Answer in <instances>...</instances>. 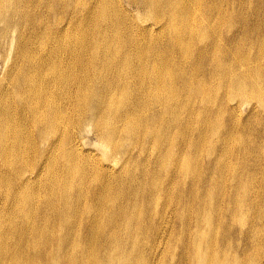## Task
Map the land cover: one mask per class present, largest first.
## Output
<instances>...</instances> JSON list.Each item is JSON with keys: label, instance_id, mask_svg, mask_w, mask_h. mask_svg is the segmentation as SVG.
Masks as SVG:
<instances>
[{"label": "bare ground", "instance_id": "6f19581e", "mask_svg": "<svg viewBox=\"0 0 264 264\" xmlns=\"http://www.w3.org/2000/svg\"><path fill=\"white\" fill-rule=\"evenodd\" d=\"M248 1L0 0V59L7 65L3 77L11 80L9 92L3 90L0 94V157L8 159L10 153L22 157L20 147L27 140L35 145L37 139L36 145L43 144L45 149L41 152L32 147L36 160L11 169L16 188L19 190L34 177L35 171L53 167L47 165L46 155L56 143L63 145L61 174L86 178L95 172L91 179L97 190L90 194L92 197L81 199L83 208L78 216L73 212L77 201L68 197L63 199L62 208L53 201L45 202L43 211L36 198L26 199L32 220L35 216L42 219L32 222L40 238L32 246L33 257H40L46 244V251L51 252L50 264H66L69 257L75 264H150L161 252L165 226L171 225L168 235L174 237L177 222L179 240L189 226L208 221L210 245L219 234L229 236L227 222L219 223L222 199L211 185L212 177L201 172L199 156L192 155L211 145L206 141L204 122H212L218 129L232 127L226 117L227 97L264 98L260 86L264 74L257 73L264 67V30L258 28L264 25V7L256 4L242 9ZM236 2L241 8L232 7ZM229 9L240 15L245 33L251 34L248 36L261 49L259 60L263 62L254 67L256 75L248 72L247 77H231L230 67L240 63L248 70L251 61L246 55H236L235 35L219 36L218 23L208 21ZM249 16L257 22L250 23ZM216 41H220L217 47L224 52V60L214 61L203 53ZM85 67L89 77L83 73ZM130 75L131 92L123 95ZM195 100L202 104L203 119L191 125L193 107L189 103ZM29 123L34 131L27 133ZM172 124L181 128L180 141L167 130ZM88 126L93 127L100 146L110 152L102 156L86 148L83 134ZM8 139L14 145L11 149L6 146ZM149 139L153 143L150 149L156 148V142L187 147L182 157L172 155L168 149L158 160L162 174L181 180L172 196L177 204L173 210L176 217L170 220L164 216V206L153 207L158 194L165 196L170 189L159 186L152 170L135 162L130 154L137 147L146 150ZM70 155L97 164L96 171L86 160L63 163ZM129 158L135 162V174L127 171V181L110 184L122 172V162ZM217 158L224 174L228 163L220 154ZM241 158L249 161V155ZM82 162L84 167H79ZM169 163L167 173L163 166ZM24 169L34 171L26 174ZM233 170L238 180L240 176ZM203 175L208 178L200 181ZM115 186L123 194L117 191L114 195L111 191ZM60 187L67 193L77 188L81 197L89 195L82 184L64 180ZM142 191L150 194L146 200ZM235 194L236 188L231 196ZM22 215L25 220L27 215ZM257 219L255 235L259 241L263 223L261 216ZM15 234L16 241L7 244L0 231V264L15 257L18 231ZM221 253L239 264L240 252L224 248ZM206 262H211V256L206 255Z\"/></svg>", "mask_w": 264, "mask_h": 264}, {"label": "rangeland", "instance_id": "374dc122", "mask_svg": "<svg viewBox=\"0 0 264 264\" xmlns=\"http://www.w3.org/2000/svg\"><path fill=\"white\" fill-rule=\"evenodd\" d=\"M256 4H260L264 7V1L262 0H249L242 9H249L251 6L255 7ZM232 7L234 9L241 8L237 6V2ZM129 8L131 9L132 7ZM226 9L227 7L223 10ZM239 16V14L229 9L228 13L215 14L209 20L205 17L202 18L211 21L213 24L218 23L216 32L219 36L229 38L235 35L236 41L234 45L238 50L236 51V55H242V57L246 55L249 62L251 61V67H249L248 70L245 68V65L240 63L239 65L237 64L230 67L231 77L236 75L237 78L247 77L248 72L251 76L259 72L264 74V67L261 70H257V73L254 68L263 62L259 60L261 49L259 45L248 36L251 34L245 33L243 20L240 19ZM249 17L250 23L257 22V19L253 16ZM137 20L139 19H134L133 22ZM258 28L264 30V25L258 26ZM203 37L206 39L204 34ZM219 42L220 41H216L212 47L205 49V52H203L214 61L224 60V52L218 50L217 47ZM230 61L232 62V60ZM6 67L7 65L5 66L0 59V85H3L4 88L2 90L0 89V94L3 90H6L8 93L11 87L9 76L3 77V74L7 72ZM83 73L87 76L89 75L86 67ZM132 79L133 77L130 75L124 85L125 91L123 95L129 91L131 92ZM230 79V77H226L227 81H230ZM260 86L264 89L263 82H260ZM150 91H152V89ZM214 102L217 103L216 100ZM189 105L193 107L192 119L189 124L194 125L196 120L203 119L200 111L202 104L199 100H195L190 102ZM225 105L228 109L226 117L230 118L232 127L229 130H227L226 127L218 129L212 122H204V124L207 123L206 141L210 142L211 145L205 147L199 154H193L192 158L199 156L201 172H207L209 176L212 177L211 185L217 191L219 199H222V209L219 212L221 215L219 223L223 225L227 222L229 236L219 234L215 243L210 245L209 233L211 231V222L208 221L205 224L202 223L197 226L193 224L189 226L183 239L179 240L181 231L178 229V222L175 228L176 235L174 237L168 235L172 231V227L171 225L168 227L167 224L165 226L167 231L162 237L161 252L156 258L152 259L150 264H163L164 260L166 264H235L229 261L230 257L224 258V255L221 253L224 248L229 252H240L241 258L239 264H264V98H259L255 95L243 98L231 94L225 99ZM173 125L175 124L170 125L171 128H167V130H170L176 140L180 141L182 137L181 128L178 129V126ZM33 131L34 127L30 123L27 124L26 132L30 133ZM83 135L86 148H90L95 154L103 156L104 153L110 152H106L103 147L100 146V143L97 142L92 126H88ZM227 139L229 140L227 141ZM36 141L35 145L28 143V140L22 142L23 146L20 147L21 151L24 153L22 157H12L11 153L8 159L4 160L0 157V231L5 236V242L7 244H12L16 241V231H18L19 237L15 257H11L10 261L7 260L3 264H25L26 261H29L28 264H50L49 254H51V252H49V250L46 251L49 245H43V253L40 257H33L31 254L32 246L38 244L39 241L37 239H40L39 236L37 237L32 222H41L42 219L35 216L34 221L32 220L33 217L31 218L30 216L32 213L31 208L29 205H25L27 198H36L40 203L39 209L41 211L44 210L42 206L47 201H53L57 203V206L62 208L65 206L63 199L65 197L71 198L77 201L74 204L78 206L77 208L73 207V212L78 216V212L83 208V205L80 204L83 201L81 199L92 197L90 194L97 190L91 179V176L95 172L86 178H79L77 175L70 176L67 173L61 174V151L63 145L60 143H56L57 146L51 147V152L46 155L47 165L51 164L53 167H46L41 171H35V176L31 177L18 190L11 169L18 165L24 167L27 161L36 160L33 152L30 151L32 147H36L41 152L45 150L42 147L43 144L36 145ZM151 145H153V143L149 139L146 144V150L137 147L133 149L130 154L135 162H138L150 172L152 170V177L157 180L159 186L165 187V185H167V189H170L169 194L165 196L163 193H159L153 205V207H156V205L157 207L164 206V216L170 220L176 217L173 210L174 208L176 209L177 204L172 196L175 194V188L179 186L181 180L178 182L174 177H167L166 174H162L158 160H161V154L167 152L168 149V152L172 155L182 157V154L187 153V147L180 143L172 147H167L164 145V142H156L154 144L156 148L154 149L153 146L150 149ZM6 146L11 149L14 146L12 140L8 139L6 141ZM231 149L233 150L232 152ZM218 154L225 157L228 163V169L224 174H222L220 163L217 164L216 162ZM245 155H249V161H244L241 158ZM17 157L18 160L16 159ZM133 159L129 158L125 162H122V172H118V177H115L110 184H114L118 180H121V182L127 181V171H129L132 176L135 174V162ZM82 160L84 159L81 157L75 159L73 155H70L69 159L63 163L71 164ZM6 161L9 163H5ZM86 162L92 170L96 171L94 165L97 164H93L87 160ZM170 165L169 163L168 166H163L167 173L170 170ZM79 167H84V162H82ZM157 168H159L158 173ZM233 168L240 176L238 180L234 179ZM79 170H81V168H79ZM30 171L34 170H23L26 174ZM207 178L208 176L203 175L199 180L204 181ZM182 179L186 181L190 178L182 177ZM64 180L71 181L78 186L82 184L83 190H89V195L81 197V193L77 188L67 193L63 187H60V183ZM234 188H236V194L231 196ZM117 191L123 194L119 186H115L111 192L117 195ZM140 193L145 200L150 195L144 193V191ZM212 201V203H214V197ZM23 212L27 215L25 220H23ZM128 213L131 216V212ZM210 214L211 208L207 216ZM258 215L261 216L263 223V227L259 230V241L256 240L255 235ZM28 218L31 219L28 221ZM55 227L54 225L51 229H55ZM51 235L55 236L56 232H53ZM206 255L211 256L210 263L206 262ZM73 259L72 257L67 258L66 264H75Z\"/></svg>", "mask_w": 264, "mask_h": 264}]
</instances>
